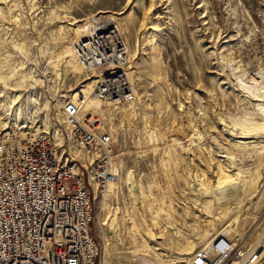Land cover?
I'll use <instances>...</instances> for the list:
<instances>
[{"label": "rangeland", "instance_id": "obj_1", "mask_svg": "<svg viewBox=\"0 0 264 264\" xmlns=\"http://www.w3.org/2000/svg\"><path fill=\"white\" fill-rule=\"evenodd\" d=\"M92 20L125 40L133 100H100L96 74L68 62ZM256 91L264 96V0H0V140L14 129L56 141L67 100L92 113L112 136L102 157L117 172L96 190L92 228L114 253L135 240L155 264L187 259L203 245L190 237L230 222L234 206L244 244L264 239Z\"/></svg>", "mask_w": 264, "mask_h": 264}, {"label": "built area", "instance_id": "obj_2", "mask_svg": "<svg viewBox=\"0 0 264 264\" xmlns=\"http://www.w3.org/2000/svg\"><path fill=\"white\" fill-rule=\"evenodd\" d=\"M91 22L74 52L85 69L96 71L94 92L111 101L132 100L134 88L125 71L117 70L128 57L126 44L113 26ZM79 113V104L67 100L61 144L48 132L22 138L15 130L0 141V264H100L94 196L115 174L102 157L110 153L107 132L95 117ZM68 142L94 152V163L74 157ZM169 264H264V239L245 248L228 232L220 233L187 259Z\"/></svg>", "mask_w": 264, "mask_h": 264}, {"label": "bare ground", "instance_id": "obj_3", "mask_svg": "<svg viewBox=\"0 0 264 264\" xmlns=\"http://www.w3.org/2000/svg\"><path fill=\"white\" fill-rule=\"evenodd\" d=\"M105 26H107V25H105ZM111 26H113L114 28H115V26L112 24ZM118 30V29H117ZM116 30V31H117ZM118 33V32H117ZM119 36L122 38V36L120 35V33H119ZM122 40L124 41V43H125V40L122 38ZM126 44V43H125ZM127 46V45H126ZM127 48H128V46H127ZM74 53L75 52H73V47H71V51L70 50H68V52L66 53V55H67V58H68V62L70 63V65L72 66V68H75V69H78V71H79V69H81V67L83 66V64L78 60V58L77 57H75L74 56ZM76 55V54H75ZM69 56V57H68ZM128 59H129V52H128V57H127V59L124 61V62H122V64H120L119 65V67H118V69L117 70H125L124 69V67H125V65H126V63H127V61H128ZM87 70V69H86ZM112 72H114V71H112ZM91 73H95L96 74V79H97V81H98V75H97V73H96V71L95 70H92L91 71ZM125 73H126V75H127V72H126V70H125ZM127 77L129 78V76L127 75ZM94 88H95V86H94ZM93 91V94L96 96V97H98L100 100H107V99H103V98H100L95 92H94V89L92 90ZM135 91V90H134ZM85 92H87V91H85ZM32 96V95H31ZM253 96H255L256 98H259V99H263L264 98V96L262 95V93H259V92H254L253 93ZM134 97H135V95H134ZM32 99H35L33 96H32ZM134 99V98H133ZM132 99V100H133ZM107 101H110V102H116V101H111V100H107ZM124 101H127V100H124ZM122 102V101H121ZM64 107V106H63ZM85 108V107H84ZM64 111V110H63ZM86 112H87V110H86ZM35 115V114H34ZM79 115L80 116H90V118L92 119L93 118V114L92 113H90V114H85V112H81V113H79ZM19 115L18 114H16L15 116H14V123L16 122V124L18 123V120H19ZM95 120H97V119H95ZM33 119H31L29 122L30 123H33ZM64 122H65V118H64ZM13 124V123H12ZM11 124V125H12ZM19 124V123H18ZM26 126H28V128L29 127H31L32 125H30V124H26ZM13 128V127H12ZM19 128V127H18ZM21 129V128H20ZM14 130V129H13ZM58 130V129H57ZM35 131V130H34ZM49 130H47V131H43V130H41V131H39V132H37V133H35L32 137H37V136H43V135H46L47 134V132H48ZM55 131V130H54ZM52 132V134H53V136H54V139H56V141H54V140H52L53 141V143H55V144H61V143H63V141H64V139H63V134H62V131H61V128H60V130H58V131H55L56 132V134H55V132ZM23 132V131H22ZM30 132H32V131H30ZM107 132V131H106ZM24 133H26V132H24ZM23 133V134H24ZM20 135V134H19ZM0 141H4V139H2V140H0ZM105 142H106V144H108L107 146H112L113 145V139H112V136H111V134H109V132H107V134H106V137H105ZM65 146L66 147H69L70 148V151L72 152V154H73V156L74 157H79L80 159H81V161L84 163V164H87L88 162H93V161H95V159H96V157H97V155L94 153V152H92L90 149H83V150H81V151H79V150H77L74 146H73V144L71 143V142H68V144H65ZM113 159H114V156H110V160H109V162H110V165H109V169L110 170H112L113 171V173L115 174H117V172H116V170H114V167L113 166H115L114 165V162H113ZM94 163V162H93ZM116 167V166H115ZM117 177H116V175L114 176V179L112 180V181H110V182H108V183H106L105 184V187H104V189L103 190H105L106 188H107V186L111 183V182H113L115 179H116ZM249 179V178H248ZM93 186H94V188L96 189V183L94 182L93 183ZM243 186V185H242ZM241 187V186H240ZM244 187H246V186H244ZM243 189H245V188H243ZM110 190V189H109ZM242 191V190H241ZM241 191L239 192V193H241ZM247 190L245 189V190H243V192H244V194H242L241 193V195H240V200L241 199H244V197H245V194L247 193L246 192ZM238 194V193H237ZM238 195V196H239ZM222 196V195H221ZM253 196V195H252ZM218 199V201H220L221 199H222V197H218L217 198ZM236 201H238V200H236ZM242 201V200H241ZM243 202V201H242ZM241 202V203H242ZM222 203L225 205L223 208L225 209V211H227V213L229 212V210H230V205L229 204H231V202L229 203V202H227V201H222ZM243 204V203H242ZM236 209H237V214H235L233 217H232V219L230 220V222H228L227 224H225V225H223L221 228H218V227H214V226H212L210 229H212L210 232H204V233H201V234H199L198 236H194V237H192L191 235H189V237L191 238V240L188 242L189 244H195V243H198V242H202L203 244L204 243H206V242H208L209 240H211V239H213L214 237H216L218 234H220V233H224V232H228V234H230L231 236H233V237H235V238H237V239H239V240H241V242H242V246H244L245 248H249V247H251L255 242H257V241H259L260 239H262L261 237L260 238H258V239H253L252 241L253 242H250V244L248 245V246H246L245 244L247 243V242H249L250 241V237H248V238H246V234H245V231L241 228V226H242V223H241V220H240V218H242V217H240L243 213L242 212H240L241 211V206H234ZM245 213V212H244ZM147 217V216H146ZM155 217V216H154ZM131 218V217H130ZM132 219H134L133 217H132ZM154 219V218H153ZM152 220V219H151ZM151 220H149V221H151ZM135 221V220H134ZM153 221V220H152ZM151 221V222H152ZM134 223V222H133ZM136 223V222H135ZM147 223V222H146ZM137 224H138V222H137ZM141 225V224H140ZM152 225V224H151ZM142 226V225H141ZM135 227H136V225H135ZM243 227V226H242ZM140 228V227H139ZM150 228H151V226H150ZM259 229V228H258ZM130 230V229H129ZM147 230V229H146ZM141 231H142V229H141ZM145 234V233H144ZM263 235H264V232L262 233ZM259 235V234H258ZM134 236H136V235H134ZM145 236V235H144ZM256 236V235H255ZM253 237V236H252ZM142 239H147L146 237H143ZM181 241V240H180ZM144 242H147L146 240L144 241ZM245 243V244H244ZM139 245H140V242L138 243L137 241H135L134 240V242H133V244L131 245V246H129V245H126V244H123L120 248H117L116 249V252L114 253V251L115 250H113L110 246H109V243H105V241H104V243H103V245H102V243H101V247H102V250H101V257H100V264H113V262H115V264H141V262H139L138 260L139 259H141L140 261H142V264H155L152 260H150V258H148L147 257V255L144 253V251L143 252H141L142 250H141V247H139ZM143 249V248H142ZM139 252H141V253H139ZM139 258V259H138ZM136 259V260H135ZM186 259V258H185ZM182 260H184V259H179V260H171V261H169V263H174V262H178V261H182ZM168 262H166V264H169Z\"/></svg>", "mask_w": 264, "mask_h": 264}]
</instances>
